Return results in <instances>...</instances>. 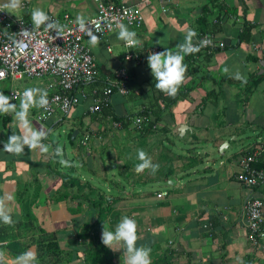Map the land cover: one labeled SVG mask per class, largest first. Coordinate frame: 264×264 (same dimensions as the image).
<instances>
[{"label": "crops", "instance_id": "crops-1", "mask_svg": "<svg viewBox=\"0 0 264 264\" xmlns=\"http://www.w3.org/2000/svg\"><path fill=\"white\" fill-rule=\"evenodd\" d=\"M111 1L141 10V26L125 24L136 33L140 44L126 46L117 38L119 29L96 44L90 43L89 37L84 39L98 75L90 84L76 87L79 103L68 115L56 113L44 121L37 119L35 107L28 115L34 129L47 133L42 142L50 146L49 153L28 148L19 155L4 151L8 138L21 133L14 112L0 113V198L12 197L5 203L15 221L11 226L0 223V264H12L28 250L37 256L42 230L56 233L63 253L58 262L52 258L39 264H89L83 260L87 245L82 246L78 234L83 223L94 220L96 212L83 196L79 197L74 186L67 185V173L73 166L70 170L58 168L60 157L52 155L59 146L57 127L65 118L73 119L76 135H81L75 156L79 160L88 156L91 166L86 167L85 162L86 170L75 169L73 176L78 174L81 184L86 186L87 180L96 184L92 177L84 179L86 172L94 175L100 171V179L106 174L102 156L108 149L114 150L113 159L123 174L127 172L132 195L126 197V190H116L108 202L111 210L104 215L105 224L114 230L123 216L134 219L137 246L151 248L152 264H264V237L256 244L249 240L243 213L248 198L264 201V183L248 188L238 180L239 156L264 143V0ZM29 2L21 0V7L13 9L19 16L5 10L9 0H0V6L13 18L29 17L34 9H41L47 15L66 12L75 19H87L97 8L95 0ZM190 30L197 34L193 42L209 36L223 42L224 47L203 48L185 56L187 71L180 96L163 108L152 131L143 132L142 123L134 122L137 114L164 105L147 64L150 54L146 49L160 47L176 52ZM126 51L139 58L126 60ZM120 67L128 75V92L107 97L101 78H110ZM237 74L241 79L235 78ZM41 78L40 84L32 87L46 91L49 78ZM14 81L18 79L0 81V93L8 96L11 88L28 89L26 85L7 88V83ZM54 91H58L56 86L47 92ZM93 95L102 101L97 111L90 109ZM106 98L109 103L104 105ZM13 104L18 111L20 103ZM129 115L133 116L125 120ZM128 136L130 143L124 145L121 139ZM115 143L118 146L114 147ZM181 143L188 147L182 149ZM171 147L182 153L186 150V154ZM84 148L86 153L80 158V149ZM138 149L146 152L153 164H159L154 175L149 170L135 171L140 163ZM127 159L131 166L124 168ZM258 162L264 164V150ZM162 192L166 195L157 197ZM108 252L111 264H124L122 251L108 248Z\"/></svg>", "mask_w": 264, "mask_h": 264}, {"label": "built area", "instance_id": "built-area-1", "mask_svg": "<svg viewBox=\"0 0 264 264\" xmlns=\"http://www.w3.org/2000/svg\"><path fill=\"white\" fill-rule=\"evenodd\" d=\"M97 4L94 16L85 19L87 29L99 39L105 38L117 30L119 23L128 26H139L144 16L136 6L117 4L111 0H95ZM166 2L167 0H159ZM50 22L59 24L63 31L49 29L46 25L36 28L32 16L13 18L0 6V81L11 78H49L48 91L53 86L58 91L47 92L48 105L46 108H36L35 115L39 120H47L57 111L68 115L71 108L79 103L74 90L79 85L94 81L98 69L90 48L84 39L89 37L86 31H81L75 18L69 13L48 15ZM200 49L223 48V42H217L209 36H203L194 41ZM127 46V45H126ZM165 51L160 47H150L146 52L158 53ZM125 59H138V55L125 52ZM51 79V80H50ZM128 75L124 68H117L104 87L108 97L112 93L126 94ZM25 89L11 88L8 91L10 101L21 103ZM91 111L100 109L101 100L97 95L92 96ZM109 103L106 98L104 105ZM34 110L30 109L29 113ZM143 118L137 117L134 122L140 124ZM117 125V124H115ZM87 136L82 144L86 145ZM264 150V143L256 145L251 151L239 156L240 172L238 180L248 188L259 187L264 183V170L252 164L259 161ZM166 192L157 193V197L165 196ZM244 218L249 240L256 244L264 237V201L259 197H250L244 204ZM2 241L0 240V246Z\"/></svg>", "mask_w": 264, "mask_h": 264}, {"label": "clouds", "instance_id": "clouds-1", "mask_svg": "<svg viewBox=\"0 0 264 264\" xmlns=\"http://www.w3.org/2000/svg\"><path fill=\"white\" fill-rule=\"evenodd\" d=\"M6 8L18 9L21 7V0H9L4 5ZM32 23L36 28L46 25L49 29L63 31L62 27L54 22H50L49 16L41 9H34L32 14ZM76 23L81 31H86L90 38V43L96 44L99 38L93 35L90 29L86 27V21L83 17H77ZM119 31L117 38L123 41L129 48H135L140 44L134 31L123 24L117 25ZM196 32L190 30L185 36L184 43L177 45V51L172 52L167 49L158 53H151L147 57V64L150 68L151 75L155 81V88L165 95L174 97L185 80L187 66L184 64L186 55H191L200 50L193 44V38ZM3 74L0 73V76ZM236 79H241L237 74ZM47 91L38 88H28L22 93V99L19 110L16 111V105L10 103V97L0 93V113H15V119L20 129L19 135L12 134L3 150L14 155L22 154L25 148L30 150L39 149L41 153H49V145L42 141L47 138L44 130L34 129L28 119L29 110L32 107L46 108L48 105ZM55 157H62L63 150L57 146L52 153ZM137 159L140 163L135 165L137 174L149 170L154 175L159 170V164H153L151 158L142 149L137 150ZM61 165L70 166L65 159H59ZM12 199L11 196L0 198V223L13 225L15 221L7 208L5 201ZM137 223L134 219L123 216L116 224L114 230H109L108 226L103 223L101 235L102 244L112 251H122L125 257L124 264H152L151 248L146 245L137 246ZM3 254L0 253V256ZM37 256L32 250H28L15 258L12 264H36Z\"/></svg>", "mask_w": 264, "mask_h": 264}, {"label": "trees", "instance_id": "trees-1", "mask_svg": "<svg viewBox=\"0 0 264 264\" xmlns=\"http://www.w3.org/2000/svg\"><path fill=\"white\" fill-rule=\"evenodd\" d=\"M142 24L143 22L139 26H141ZM109 79L110 78L103 77L101 78V82L106 86V84L109 82ZM255 84L256 81L255 83H252V86H254ZM179 96L180 92H178L174 97L165 95L164 93L160 92L159 100L162 99L164 104L162 107L155 106L149 110H141L137 114L138 116L134 115L136 116L135 118H143V121L141 122L142 124L140 123L144 128L143 132L149 133V131H152L156 121L160 119V114H162V112L164 111L163 108H168L172 103L176 101ZM132 116L133 115L126 116L125 120L129 121ZM119 119V122L123 121L121 120L122 118ZM68 136V139L70 141H74V139L76 138L75 137L74 139H71V133H69ZM129 161L127 159V162L124 163V168H128V166H131V161ZM252 165L256 168L264 169L263 163L256 162ZM67 178L70 181L67 185L71 187L74 186L76 188L77 194H79V197L83 196L86 201L90 203V208L95 210L96 212V217L94 218V220L91 222L87 221L86 223H83L79 230L78 236L79 240L83 242L82 246L87 245L83 252V260L89 264H111V256L108 252V248L105 247L101 241V231L103 230V223L105 224V216L103 214L109 213L111 210V206L108 204V202L110 201L109 199H111L112 196L108 198L106 191L98 187L97 184H92L88 180L85 183L86 186L81 184L79 177L73 176V170H70L69 173H67ZM23 224L26 225L27 223L25 222ZM42 233V237L37 240V261H39L38 264L41 262L49 263L52 258H54V262H58L63 251L60 247L56 235L54 233L50 234L48 231L45 232L44 230H42ZM0 236H2V234H0Z\"/></svg>", "mask_w": 264, "mask_h": 264}, {"label": "rangeland", "instance_id": "rangeland-1", "mask_svg": "<svg viewBox=\"0 0 264 264\" xmlns=\"http://www.w3.org/2000/svg\"><path fill=\"white\" fill-rule=\"evenodd\" d=\"M29 1V0H27ZM36 0H30V4L33 5L35 3ZM6 11L12 13V15L14 16H19V14L17 12H15L13 9L11 8H6L4 7ZM77 19V17H76ZM46 78V77H43ZM42 78H37V79H22V80H18V81H14L13 84L12 83H7V88L11 87V86H16V87H21L26 85V87L28 88H34L32 87L33 85H39ZM25 83V84H24ZM10 84V86H9ZM56 113H60L59 111H57ZM55 113V114H56ZM61 114V113H60ZM62 115V114H61ZM65 117V116H64ZM67 117V116H66ZM58 132L60 134V138H59V146L62 148L63 150V154H64V150L66 152V158H64L63 156L60 157V159H65L69 162L70 166H64L61 165L58 162V168H64L67 170H70L73 166V175L75 174V169L77 168L78 171H80V169L84 170L85 168L83 167V164L86 162V167H89L91 169V166L89 165L88 161L89 158L88 156H86L85 158H83L82 160H79L76 156H75V147L79 141V138L81 137V135H76V138L74 139V141H70L69 138V133L74 132L75 128V123L73 121L72 118H65V120H63L60 125L57 127ZM123 141V144H129L130 143V138L128 137H124L123 139H121ZM121 143V141H120ZM119 144V143H118ZM117 143L114 144V147L118 146ZM187 144L181 143L179 145V147H182V149H184V147H186ZM83 147H85V145H83ZM188 147V146H187ZM172 150H176V148L171 147ZM82 150V151H81ZM80 158L84 155V153H86L85 148L84 149H80ZM183 150H176V152H179L180 154H186V150L182 153ZM189 153V152H188ZM113 156H115L114 150L113 149H108V151H106L104 153V155L102 156L104 158L105 161V169H106V174L104 176H101V179L99 178V174L100 171H96L93 174L89 172L84 173V176H86V178L84 179H88L89 177H92V182H95L97 184L98 187L102 188L104 191H106V194L108 195V197L110 198L111 196L114 197L116 190H126V194L125 196H131L132 194H130V190L132 189V185L129 182V177H127V172H125L124 174L121 172L120 167L116 166V159H113ZM129 161V159H128ZM48 162V161H47ZM55 162V161H54ZM54 162H52V164H54ZM130 162V161H129ZM85 166V165H84ZM83 167V168H82ZM102 170V168H100ZM86 170V169H85ZM69 173V171H68ZM74 177H78V174L75 175ZM167 177V176H166ZM156 186H159L158 184H156ZM156 186H154V188H156ZM162 187V186H159ZM105 215V214H103ZM56 234V233H54Z\"/></svg>", "mask_w": 264, "mask_h": 264}, {"label": "water", "instance_id": "water-1", "mask_svg": "<svg viewBox=\"0 0 264 264\" xmlns=\"http://www.w3.org/2000/svg\"><path fill=\"white\" fill-rule=\"evenodd\" d=\"M183 128H184V126L180 127V130H182ZM77 132H78L77 130H74V132L71 135V139H74V137L76 136ZM224 144H227V142H225ZM1 261H2V258H0V262Z\"/></svg>", "mask_w": 264, "mask_h": 264}]
</instances>
